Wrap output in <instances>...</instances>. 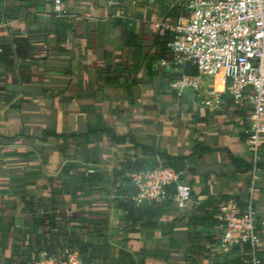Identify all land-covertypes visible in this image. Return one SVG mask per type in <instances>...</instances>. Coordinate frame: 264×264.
I'll return each instance as SVG.
<instances>
[{
    "label": "crops",
    "instance_id": "1",
    "mask_svg": "<svg viewBox=\"0 0 264 264\" xmlns=\"http://www.w3.org/2000/svg\"><path fill=\"white\" fill-rule=\"evenodd\" d=\"M55 1L0 0V264L33 259L44 214L68 219L50 238L92 264H225L217 207L246 203L253 108L204 105L224 92L221 76L202 95L169 88L199 74L159 66L188 0H61L64 18ZM161 162L184 173L186 207L134 202L125 175ZM259 167L264 258V151Z\"/></svg>",
    "mask_w": 264,
    "mask_h": 264
},
{
    "label": "built area",
    "instance_id": "2",
    "mask_svg": "<svg viewBox=\"0 0 264 264\" xmlns=\"http://www.w3.org/2000/svg\"><path fill=\"white\" fill-rule=\"evenodd\" d=\"M115 5L114 1L109 2L110 8ZM54 12L58 18L68 14L61 0L55 1ZM118 15L134 26L125 10L120 9ZM158 29L165 34L171 26L164 21ZM172 31L174 37L168 45L167 58L161 59L159 66L167 67L171 61L177 72L189 65L197 68L199 74L181 72L179 77L168 80L171 90L179 96L188 91L202 95L203 79L221 76L224 92L213 93L214 97L204 100L203 104L220 110L227 107L229 101L236 106L248 104L253 108L245 128L252 163L246 203L241 207L236 198L231 197L218 204L217 221L222 239L217 248L225 264H231L233 252L239 246L247 248L239 256L240 264H264L255 203L264 151V0H188L184 16ZM183 176L182 171L163 162L127 175L135 189L133 200L137 206L172 200L180 208L191 203L193 197L192 188L184 182ZM27 264L90 263L73 251L65 261L43 253L38 261Z\"/></svg>",
    "mask_w": 264,
    "mask_h": 264
},
{
    "label": "trees",
    "instance_id": "3",
    "mask_svg": "<svg viewBox=\"0 0 264 264\" xmlns=\"http://www.w3.org/2000/svg\"><path fill=\"white\" fill-rule=\"evenodd\" d=\"M128 23H129V21H128ZM166 166H168V165H166ZM173 168H175L178 171H181V169L176 167V166H173ZM128 174H131V173H128ZM128 174L125 175V178L130 182V179L127 177ZM170 201H172V200H170ZM133 204H134V202L130 203V205H133ZM123 207H125L126 209H129V206H127V205H125ZM56 218H59V219H56ZM66 220H68V219H66L65 217H61V216L55 217V216H49L46 214H44L40 218H37L36 223L39 226L40 234H39V236L35 242L34 257H33V259H28L27 261H24L21 264H27L29 261H38L41 257V254H43V253H46L47 256H50V257L54 256L57 261H60V262L65 261L67 258V255L74 251L73 248L75 246H77V248H78L79 245L78 244L75 245L72 242H64V248H62L59 245L57 240L50 238V233H52L55 230H57L59 234L63 233L62 231H65V230H64V228H59V224L62 222L67 223L68 221H66ZM64 249L66 251V254H65V256L62 257L61 253L64 252ZM246 250H247L246 246L237 247L233 252L234 259H232L231 260L232 263L231 262L230 263L231 264H240V257L239 256L241 254H243ZM80 256L84 261L92 264V260L89 259L84 254H82V252L80 253Z\"/></svg>",
    "mask_w": 264,
    "mask_h": 264
}]
</instances>
